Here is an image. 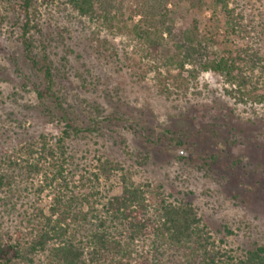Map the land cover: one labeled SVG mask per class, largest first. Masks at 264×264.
Listing matches in <instances>:
<instances>
[{"label": "rangeland", "instance_id": "1", "mask_svg": "<svg viewBox=\"0 0 264 264\" xmlns=\"http://www.w3.org/2000/svg\"><path fill=\"white\" fill-rule=\"evenodd\" d=\"M34 1L37 57L41 62L47 57L52 65L54 90L74 123L97 125L100 130L67 141L70 169L78 174L92 171L102 160L114 170L111 181H103L91 199L98 209L110 196L121 194L125 177L128 184L150 186L155 191L149 194L153 201H159L160 192V200L190 202L202 226L228 251L241 254L264 246V103L231 97L224 78L214 72L191 79L188 66L181 72L161 67L158 78L155 61L146 56L138 40L79 17L65 0ZM178 2L173 33L180 37L196 20L199 33L206 34L214 9L201 13L190 0ZM229 8L243 30L228 40L220 30L224 37L217 50L224 51L232 41L236 47L264 55V0H229ZM23 21L19 0H0V165L4 172H15L16 167L9 169V160L20 166L31 161L28 148L37 147L41 136H61L64 129L45 112L46 105L57 115L54 100L44 105L34 90L43 81L25 57ZM165 39L169 50L173 41L167 33ZM106 116L118 120L105 123ZM173 139L183 146H174ZM179 151L186 154L184 159ZM40 180L17 178L11 190L0 192V236L5 243L15 240L19 231L29 234L28 219L40 209L47 211L51 198L38 192ZM77 192L91 191L81 187Z\"/></svg>", "mask_w": 264, "mask_h": 264}, {"label": "trees", "instance_id": "2", "mask_svg": "<svg viewBox=\"0 0 264 264\" xmlns=\"http://www.w3.org/2000/svg\"><path fill=\"white\" fill-rule=\"evenodd\" d=\"M178 1L181 0H65L79 17L142 43L146 56L157 65L158 78L162 76L161 67L181 72L188 66L191 79H197L202 72H214L224 78L231 97L264 103V55L259 50L236 47L232 41L224 51L216 48L223 43L220 30L224 29L227 40L243 30L234 17L235 11L229 8V0H190L191 7L201 13L213 8V16L208 20L206 34L199 33L195 20L192 29L184 28L180 37L173 33L179 17ZM19 9L24 16L21 43L25 57L42 75L43 82L34 90L44 105L48 99L54 100L57 115L46 105L45 112L64 129L61 136H41L37 147L30 146L27 153L32 160L25 161L24 166L9 160V169L20 167L14 168L16 175L4 172L0 165V192L11 190L17 178L41 177L38 192L51 198L46 212L40 209L28 219L24 228L29 234L19 231L9 244L0 236V264H264V246L257 245L241 254L228 251L218 246L202 226L190 202L160 200V192L159 201H153L149 194L155 191L150 186L128 184L125 177L121 179V194L110 196L98 209L91 199L103 181H111L114 170L99 160L94 170L84 169L78 174L70 169L67 141L96 134L99 127H78L74 123L54 90L52 65L47 57L41 62L35 53V1L19 0ZM136 16L140 17L138 21ZM165 33L173 41L169 50ZM117 120L114 116L102 118L105 123ZM172 141L174 146H183L181 141ZM178 153L184 159L186 154ZM81 187L91 192H77Z\"/></svg>", "mask_w": 264, "mask_h": 264}, {"label": "water", "instance_id": "3", "mask_svg": "<svg viewBox=\"0 0 264 264\" xmlns=\"http://www.w3.org/2000/svg\"><path fill=\"white\" fill-rule=\"evenodd\" d=\"M182 154H184V153H182Z\"/></svg>", "mask_w": 264, "mask_h": 264}]
</instances>
